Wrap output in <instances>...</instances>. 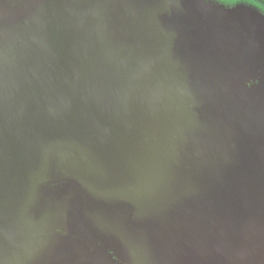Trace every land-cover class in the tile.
<instances>
[{
    "label": "water",
    "instance_id": "1",
    "mask_svg": "<svg viewBox=\"0 0 264 264\" xmlns=\"http://www.w3.org/2000/svg\"><path fill=\"white\" fill-rule=\"evenodd\" d=\"M261 10L0 0V264H264Z\"/></svg>",
    "mask_w": 264,
    "mask_h": 264
},
{
    "label": "rangeland",
    "instance_id": "2",
    "mask_svg": "<svg viewBox=\"0 0 264 264\" xmlns=\"http://www.w3.org/2000/svg\"><path fill=\"white\" fill-rule=\"evenodd\" d=\"M218 5H222L225 7H242V8H261L262 13H264V8H262L258 3L253 0H215Z\"/></svg>",
    "mask_w": 264,
    "mask_h": 264
},
{
    "label": "trees",
    "instance_id": "3",
    "mask_svg": "<svg viewBox=\"0 0 264 264\" xmlns=\"http://www.w3.org/2000/svg\"><path fill=\"white\" fill-rule=\"evenodd\" d=\"M258 3L262 8H264V0H253Z\"/></svg>",
    "mask_w": 264,
    "mask_h": 264
}]
</instances>
